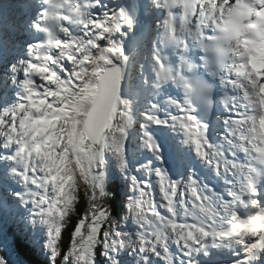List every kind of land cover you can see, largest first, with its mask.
<instances>
[{"label":"snow or ice","instance_id":"1","mask_svg":"<svg viewBox=\"0 0 264 264\" xmlns=\"http://www.w3.org/2000/svg\"><path fill=\"white\" fill-rule=\"evenodd\" d=\"M100 2L42 0L46 7L33 26L45 33L47 40L34 44L29 50V60L21 62L25 75L22 102L0 115L3 147L14 148V154L6 159L21 161L22 167L16 174L25 184L36 185L44 193L33 203L41 221L49 226L46 247L53 257L59 255L62 221L75 199L76 182L80 180L91 190L90 224L86 233L81 231L83 220L76 228L65 260L74 257L78 264H94V248L103 244L105 256L111 264H117L112 253L132 245L143 264H149V254L164 264H174V254L170 251V242H174L185 257L179 264H195V255L207 248L206 242L211 238L234 241L243 247L246 255L236 264L257 261L264 264V202L259 198V185L264 179V62L261 60L264 0H157L167 10L162 27L170 41H175L181 33L192 36L215 61L227 67L223 79L240 95L232 99L228 109L224 139L231 154L235 155L233 150L239 151L245 154L247 162L228 159L209 143L202 130L206 126L192 114L190 101L183 104L172 101L183 116L171 115L165 120L154 112L144 113L148 122L142 125L145 144L157 153V159H162L159 146L146 130L148 124L170 123L174 127L178 124L185 142L194 146L200 158L218 174L235 178L236 190L229 189L230 201L214 199L215 193L208 195L194 177H189L182 187L160 169L145 166L148 177H158L162 200L153 199L147 181L132 177V191L138 195L130 199L127 207L141 229L135 238L113 226L111 213L97 202L98 197L103 200L106 196L105 135L115 134L113 151L124 169L127 167L124 141L127 128L133 123L130 101L121 96L127 57L112 37L123 34V29L131 28L134 21L123 9L104 17L92 13L90 9ZM177 7L182 13L179 21L173 11ZM74 28L79 34H74ZM206 30L211 34L206 35ZM100 41H106V46ZM154 60L158 65L155 87L178 79L188 94L193 92L194 84L182 74L174 76L159 51L154 53ZM191 67L188 65L189 70ZM12 71L16 72L17 68L14 66ZM249 109L255 114H248ZM204 146L208 151L203 150ZM38 170L43 173L39 180ZM189 193L192 209L187 206ZM178 194L183 206L179 223L177 218L181 213L177 211V202L174 203ZM241 205L255 209V214L242 218ZM161 206L170 217L157 210ZM146 208L151 210L150 216ZM222 213L227 214V226ZM188 217L192 222L187 221ZM106 221L109 227L101 238V227ZM0 264L7 261L0 257Z\"/></svg>","mask_w":264,"mask_h":264},{"label":"bare ground","instance_id":"2","mask_svg":"<svg viewBox=\"0 0 264 264\" xmlns=\"http://www.w3.org/2000/svg\"><path fill=\"white\" fill-rule=\"evenodd\" d=\"M101 1L106 4L108 0ZM109 7H113L116 10L118 9L116 5L110 3V1L108 4V9ZM123 10H125L127 14L129 12L133 13L129 9L124 8ZM130 16L132 17L133 21H136L134 15ZM166 18L167 16L165 15L164 20ZM25 19L30 24L33 21L32 14L28 16V13L25 12L23 16V13L18 10L16 6L11 7L10 3H8L7 1H0V62L2 63V68L0 70V99L4 102V105H8V107L12 106L11 111L17 107V104L13 102L16 101V85L21 81V78L17 80V77H20V75L22 74L21 71L23 72L24 68V65L21 62L28 60V26L26 28L21 27V23L25 21ZM158 19H160V17H156V19L153 20L152 23L151 21L144 22V27H141V31L139 30V33H137V27L133 23V26L130 29H123V34H116L112 37V39H114L123 48L124 56L127 57V64L125 66L124 78L121 87V96L122 98H125L127 100L129 97H131L130 99L132 101L134 100L133 103L135 102L133 104L134 106H136L137 103L139 104L134 109V111L133 107L131 108L133 123L131 124L130 135L124 142V152L127 161V167L124 169L128 174L127 180L129 181L130 186L132 182L130 178L131 165L133 162H138L140 158L141 139L139 137V134H144L145 129L142 128V125L148 123L145 121L143 114L146 112H154L159 115L161 119L165 120H167L171 115H179L177 113V110L173 107L172 98L163 94V92L166 93L170 90L177 91L178 84L176 80L174 79L172 81L165 82L161 87L157 88L155 87L157 81V70L155 71L153 69V71H149V68L151 66V62L149 61L154 59L155 52L159 51L161 57L163 58L162 50L165 48L164 41L167 40V37L164 34L163 27L160 26L161 30L156 29V26L158 25V22L156 23V21ZM137 25L140 29L141 24L139 23ZM100 43L102 46H106V41H100ZM173 53L168 52L166 53L167 55L164 56L165 59H167V62H172V64L176 63L177 61L176 58L173 59ZM133 57L136 62L132 67L130 63ZM164 62L166 63V60ZM14 66L17 68L16 72L12 71ZM66 67L70 68L71 65H66ZM172 73L175 76V73ZM128 75L131 80L138 81L137 87L134 92H132L129 88L127 80ZM149 85H152L154 92L147 87ZM229 100L231 99L229 98ZM154 105L156 107H153ZM137 127H140V129H138ZM147 131L151 134L153 140L160 147V149H162L163 152L166 151L165 168L168 173V177L171 180L180 182L182 177L183 180H189V177L195 176L191 167L193 163L192 157L194 156V154L191 152V145L188 143L187 155L184 153L183 147L181 145V141H184V136L183 132L178 129V124L177 127H174L170 123L166 125H156L149 123ZM4 142L5 140L3 139L0 144V166L2 167V170H4V175H2L0 169V180L2 181V187L0 189V204L2 205V211L6 212L7 217H9L7 210H11L9 205L12 202L17 203L18 201H24L27 204V209L30 210L31 207L34 206L33 201L39 199L44 193L42 189L39 190L36 185L25 184L22 179L15 173V169L12 167V165H15L18 171L22 167L21 161H14L13 163H9L11 161L6 162L5 156L8 151L3 147ZM205 148L207 147L204 146L203 150ZM113 149L114 145L110 143L109 156L113 168V175L117 177L121 167ZM199 165L205 167V164L203 165L202 161H199ZM33 166H36V162H33ZM8 173L10 174V177L7 176ZM209 174L211 175L212 173L209 171ZM39 175L41 174L39 173ZM39 175L36 173V177L38 180L43 178V175ZM183 185L184 183H181V186ZM220 199L228 200L229 198L224 195ZM175 200L177 202V211L181 213L183 211L181 200L178 197ZM3 201L6 205L2 204ZM187 206L192 209V201L189 199ZM164 214L169 215L166 210L164 211ZM187 221L192 222L191 218ZM10 231V233L13 232L12 227L10 228ZM206 243L211 245L209 240ZM170 251L174 254L175 263H179L181 259L177 260V257L180 254H183V252L175 245L174 242L170 243ZM233 252H240V249H233ZM202 253L203 251L201 252V254H199V256L202 255ZM219 255L220 253L215 251L213 254V260L218 261L212 262L210 264H226L228 259H236L237 261H239L237 255H235L234 257V255L227 254L226 251L223 253L224 257ZM155 257L156 256L151 255L154 264H164V261L160 259L157 260L155 259ZM194 259L195 262H197L199 258L195 255Z\"/></svg>","mask_w":264,"mask_h":264},{"label":"rangeland","instance_id":"3","mask_svg":"<svg viewBox=\"0 0 264 264\" xmlns=\"http://www.w3.org/2000/svg\"><path fill=\"white\" fill-rule=\"evenodd\" d=\"M22 24H26V23L23 21ZM26 27H27V24H26ZM135 62L136 60L133 57L130 63L132 67L134 66ZM149 62H151L149 71H153V69L155 71L158 70V65L156 64L154 59H152ZM1 68H2V63L0 62V70ZM127 80H128L130 90L134 92V90L137 87L138 81L131 80L129 75L127 77ZM147 87L150 88L151 91L154 92L152 85H149ZM12 91H13V88H12ZM130 98L131 97H129L128 100L130 101L131 108L133 107V111H134V109L139 104L137 103V105L134 106L133 104L135 102L133 103L134 100L132 101ZM13 103H15V101ZM9 109H10L9 107H5L4 102L0 99V115L8 111ZM130 128H131V125L127 128V137L130 135V130H131ZM137 128L140 129V127H137ZM2 137H0V144H1V141H3ZM139 137L141 139L140 156L143 157V159L144 158H153V159L156 158L157 159V153H154L153 151L149 150L146 147L144 134L140 133ZM115 140H116L115 134L105 135V138L103 141L105 145L104 155H106L107 152H110V143L115 145ZM162 154L163 153L160 152V149H159V156L162 159H157L158 161H155L153 163V168L160 169L162 172H164V174L168 176ZM164 155L166 154L164 153ZM149 162L151 163L150 160ZM149 162L147 163V165L150 167ZM151 168H152V163H151ZM0 169H1L2 175H4V170H2L1 166H0ZM105 169H106V164L104 165L103 171H105ZM9 175L10 174L8 173L7 176L10 177ZM154 180H155V187L150 185L149 180H147L146 178L143 181H147L149 185L148 190L153 193V199L162 200V194L160 193V186H159L158 178H155ZM187 182H188V179L183 180L184 185ZM1 183L2 181L0 180V186H1ZM133 195L135 196V193H133ZM178 196H179V199L182 200L179 194L176 197H174V200ZM189 199L191 198L189 197ZM110 202H111L110 200H100V202L98 203L102 205L103 208L107 209L111 213L110 219L113 223V226L117 225L121 232L130 233L132 234L133 238H135V235L137 234V232L141 231L140 226L136 222L135 218L129 213V210L127 209H125L124 214H121L119 212V213H115V216H112L115 208L113 206H110ZM127 202H130V200H123V204L125 203L126 205ZM156 202H160V201H156ZM2 204L6 205L4 201L2 202ZM91 204L92 203L89 202L88 200L85 201V204H83L82 200H77V198L73 200V203L70 206V210L68 211L64 220L62 221L61 236L59 239L60 253L59 255L55 257H53L52 252L46 247L47 242L49 240V235H48L49 226L43 223L40 217L37 215L38 210L35 204L33 207H31L30 210H28L27 204L24 201H18L17 203L12 202L9 205L11 210H7L9 217H7L6 212L2 211V205L0 204V257H3L7 261V264H78V262L75 260L74 257H70L68 260H65L64 257H65V254L71 249V246L73 243V234L75 233L76 228L80 226V223L82 220L84 221V227L81 229V231L85 233L87 232L88 226L90 224ZM57 207H59V205H57ZM25 210H28V211H25ZM145 210L150 216L151 210L147 208ZM157 210L160 211L161 214L166 217L171 216L170 213L169 215L164 214V211L166 209H164L162 206L158 208ZM11 227L13 228L12 233H10ZM108 227H109V223L106 221L101 227V238L103 236V232L108 230ZM69 229H71L70 236L67 233ZM66 236H68V238H66ZM68 240L70 241L69 250L65 251L64 248L69 245V243H67ZM127 247H132V245H125L123 247H120L117 252L112 253V255L115 257L117 264L119 260H128L127 255H125V252H127L130 256L135 252L133 251V247H132L131 248L132 251L131 253H129V250L127 249ZM231 251H233V249ZM135 253H136V256L140 258L137 252ZM151 255L152 254H149V262H150ZM155 259L159 260V258L157 257H155ZM93 260H94V264H111V261L108 259V257L105 256V249H104L103 244H98L94 248ZM139 260H141V258Z\"/></svg>","mask_w":264,"mask_h":264},{"label":"trees","instance_id":"4","mask_svg":"<svg viewBox=\"0 0 264 264\" xmlns=\"http://www.w3.org/2000/svg\"><path fill=\"white\" fill-rule=\"evenodd\" d=\"M104 174V190L106 193V196L103 198V200H110V206H113L114 212L112 216H115V213H125V209L128 210V203L123 204V200H130L134 197H132V192L130 191V185L129 181L127 180V177L120 174L118 172L117 177L113 175V168L111 164L110 156L106 157V169L103 171ZM78 185L76 187L75 191V198L77 200H82L83 204H85V201L88 200L92 203L90 197H91V190L88 188L87 185L83 183V181L77 180ZM120 201V202H119ZM97 202H100V198H97ZM126 206V207H125ZM72 229V228H71ZM69 229L67 231L68 235L70 236ZM68 238V236H66ZM67 243L69 245L64 248L65 251L69 250L70 241L68 240ZM125 260H121L119 264H124ZM127 264H130L129 262Z\"/></svg>","mask_w":264,"mask_h":264}]
</instances>
